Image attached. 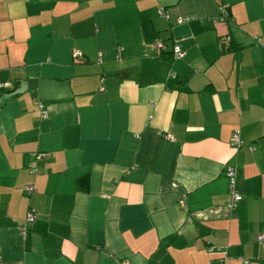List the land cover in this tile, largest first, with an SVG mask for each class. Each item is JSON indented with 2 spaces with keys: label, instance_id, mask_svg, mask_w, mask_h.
<instances>
[{
  "label": "crops",
  "instance_id": "crops-1",
  "mask_svg": "<svg viewBox=\"0 0 264 264\" xmlns=\"http://www.w3.org/2000/svg\"><path fill=\"white\" fill-rule=\"evenodd\" d=\"M7 83L0 264H264V0H0Z\"/></svg>",
  "mask_w": 264,
  "mask_h": 264
},
{
  "label": "built area",
  "instance_id": "built-area-1",
  "mask_svg": "<svg viewBox=\"0 0 264 264\" xmlns=\"http://www.w3.org/2000/svg\"><path fill=\"white\" fill-rule=\"evenodd\" d=\"M221 15L218 17V19L220 21H224L225 18H227V9L225 7V5H222L221 8ZM158 15L160 17H163V18H169V15H168V11L165 10V9H159L158 10ZM193 17H185V18H180L178 20V23H182V22H188L190 20H192ZM156 47L159 48V49H163L164 45L159 42L156 44ZM173 54L174 56L177 58V59H180L184 56V51L181 50L180 48L178 47H174L173 49ZM82 55L79 51H74L73 52V57L74 58H80ZM8 86V83L7 84H0V90L4 89L5 87ZM38 107H39V110L41 112V115L43 118L46 117L47 115V110L46 108L44 107L43 104L41 103H38ZM168 139H171V136L170 135H167L166 136ZM230 145L235 147V148H239L241 145H242V141L240 139V132L238 130H236L231 139H230ZM251 151H253V147H250L249 148ZM35 157L37 158H40L42 157V155H36ZM33 166V164H31V167ZM31 172L34 173V170L31 169ZM225 175L229 181V194L231 196V199H230V202L228 204V208L231 209L232 211L235 210L237 207H238V204L242 201V197L235 192L234 190V185H235V178H236V171H235V168H232V167H228L226 169V172H225ZM26 192L28 194H31L33 193V188L32 186H27L25 188ZM36 219V211L34 209H30L28 212H27V215H26V219H25V222L24 224H22L20 227H19V233L21 235V237L25 238L26 234H27V231H28V225H31L32 223H34ZM256 241L259 243V244H262L264 243V234H258L256 235ZM212 251H210L211 253ZM224 255V253H223ZM225 256H226V253H225Z\"/></svg>",
  "mask_w": 264,
  "mask_h": 264
}]
</instances>
